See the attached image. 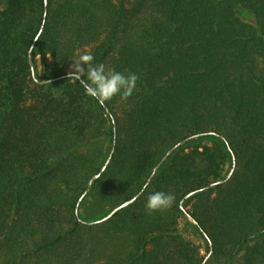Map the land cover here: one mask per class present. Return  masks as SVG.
I'll list each match as a JSON object with an SVG mask.
<instances>
[{"label": "trees", "instance_id": "1", "mask_svg": "<svg viewBox=\"0 0 264 264\" xmlns=\"http://www.w3.org/2000/svg\"><path fill=\"white\" fill-rule=\"evenodd\" d=\"M85 52L138 74L133 93L88 96L69 78ZM114 137L88 189L112 208L176 147L88 223ZM154 191L175 201L149 214ZM202 262L264 264V0H0V264Z\"/></svg>", "mask_w": 264, "mask_h": 264}, {"label": "clouds", "instance_id": "2", "mask_svg": "<svg viewBox=\"0 0 264 264\" xmlns=\"http://www.w3.org/2000/svg\"><path fill=\"white\" fill-rule=\"evenodd\" d=\"M93 60L91 53L81 54L74 60L69 73V78L79 81L88 96L103 105L117 94L121 96V99H127L133 93L139 79L138 74L134 72L125 74L115 69L106 70L104 64H93ZM174 201L173 194L154 191L147 196L145 207L151 214L154 211L170 208Z\"/></svg>", "mask_w": 264, "mask_h": 264}, {"label": "rangeland", "instance_id": "3", "mask_svg": "<svg viewBox=\"0 0 264 264\" xmlns=\"http://www.w3.org/2000/svg\"><path fill=\"white\" fill-rule=\"evenodd\" d=\"M238 15L241 20L249 24L254 25V15L251 11L240 9L238 10ZM38 71H40V64L37 62ZM86 149H104L106 148V141L102 140L98 143L89 144L85 147ZM85 149V150H86ZM112 207L110 206L107 198L105 196L96 195L93 192H86L82 197L80 205L78 207V215L84 221H93L99 219L106 215ZM179 230L181 234L189 239L190 241L201 246V252H204L206 242L204 238L191 226H185L183 224V219L179 220Z\"/></svg>", "mask_w": 264, "mask_h": 264}, {"label": "water", "instance_id": "4", "mask_svg": "<svg viewBox=\"0 0 264 264\" xmlns=\"http://www.w3.org/2000/svg\"><path fill=\"white\" fill-rule=\"evenodd\" d=\"M45 3H46V0H45ZM43 21H44V19H43ZM41 30H42V26H41V28L39 29V32H38L37 36H38L39 33L41 32ZM37 36H36V37H37ZM28 59H29V64H30V66H31V70H32L33 77L35 78V75H34V72H33V65H32V61H31V52H30V50H29V52H28ZM46 81H47V80H43V81H40V82L42 83V82H46ZM114 130H115V127H114ZM222 138H223V137H222ZM114 147H115V137H114V139H113V144H112V147H111V149H110V152H109V155H108V158H107L105 164L101 167V169H100L99 172H97L96 174H94V175L90 178V180H89L88 183H87V187H86V189H85L84 194L88 191V189H89V187H90L92 181H93L95 178H97L98 175L100 174V172L105 168L106 164L108 163V161H109V159H110V157H111V155H112V153H113V151H114ZM175 147H176V145L173 146L172 148H170V149L168 150V152L166 153V155H165V156L162 158V160L159 162V164H158L157 166L154 167V169H153L151 175L147 178V182L143 185V187L141 188V190H139V191H138L136 194H134L131 198H129V199H127V200L121 202L120 204L116 205L115 207H113V208H112V209H111L106 215H104L103 217H101V218H99V219H96V220H93V221H89L88 223H99V222H102V221L106 220L107 218L111 217V216H112L116 211H118L119 209H121V208L125 207L126 205L132 203V202H133V201H134V200H135V199H136V198L142 193V191L145 189L146 184L150 181L151 176H152L153 173L156 171V169L158 168V166L164 161V159L166 158V156H167V155H168V154H169V153H170ZM222 181H223V179L218 180V181H215V182H212V183L209 184L207 187L212 186V185H214V184H216V183H219V182H222ZM191 194H192V193H191ZM187 216H188V218H189L190 220H192L191 217H190L189 215H187ZM208 255H209V254H207L206 257H207ZM201 264H203V262H202Z\"/></svg>", "mask_w": 264, "mask_h": 264}]
</instances>
